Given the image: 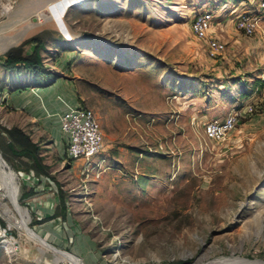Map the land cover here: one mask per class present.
Instances as JSON below:
<instances>
[{
    "label": "rangeland",
    "instance_id": "rangeland-1",
    "mask_svg": "<svg viewBox=\"0 0 264 264\" xmlns=\"http://www.w3.org/2000/svg\"><path fill=\"white\" fill-rule=\"evenodd\" d=\"M258 2L0 0V58L41 40L44 65L72 77L105 132L85 167L83 157L66 159L63 133L33 139L24 130L46 170L13 152L5 131L24 117L0 102V162L18 172L35 232L86 264H264V16L252 34L235 24L237 12ZM205 7L225 45L217 56L191 26ZM10 71H0V91L22 76ZM246 102L256 108L226 139L205 137V120ZM15 217L0 211V226L20 240L0 236V264H51L55 256L75 264L9 227ZM223 256L252 262L216 261Z\"/></svg>",
    "mask_w": 264,
    "mask_h": 264
},
{
    "label": "built area",
    "instance_id": "built-area-1",
    "mask_svg": "<svg viewBox=\"0 0 264 264\" xmlns=\"http://www.w3.org/2000/svg\"><path fill=\"white\" fill-rule=\"evenodd\" d=\"M259 8H243L237 12L235 24L238 29L252 34L261 25L264 16V0L258 2ZM216 19L212 7L198 9L192 16L191 26L194 33L205 39L207 49L212 56H217L225 49L222 39L211 32ZM63 98V97H62ZM64 99V98H63ZM66 107L59 114L61 131L64 134L66 159L75 161L84 158L83 165L88 167L94 162L93 156L104 145L105 133L96 110L81 101L72 103L65 100ZM256 104L246 102L234 105L227 114L205 120L203 131L205 137L220 141L226 139L237 127L241 118L253 112Z\"/></svg>",
    "mask_w": 264,
    "mask_h": 264
},
{
    "label": "crops",
    "instance_id": "crops-1",
    "mask_svg": "<svg viewBox=\"0 0 264 264\" xmlns=\"http://www.w3.org/2000/svg\"><path fill=\"white\" fill-rule=\"evenodd\" d=\"M25 70H20L22 76L19 81L13 79L9 88L4 87L0 91L2 93L0 94V102L2 105H7L12 110L23 114L25 122L19 126L26 130L33 139H39V135L49 133L53 136L52 140H56L55 136L62 133L59 114L66 107L64 99L72 103L81 101L76 83L70 75L53 77L50 82H37L33 72H24ZM0 71H2L3 76H9L12 72L2 63L0 64ZM2 147L7 148V145L3 143ZM74 251L84 255L80 247ZM86 259L89 262L90 259L86 258L85 255Z\"/></svg>",
    "mask_w": 264,
    "mask_h": 264
},
{
    "label": "bare ground",
    "instance_id": "bare-ground-1",
    "mask_svg": "<svg viewBox=\"0 0 264 264\" xmlns=\"http://www.w3.org/2000/svg\"><path fill=\"white\" fill-rule=\"evenodd\" d=\"M18 172L15 170H12L9 166H5L3 162H0V211L5 214H15L18 215V217H15V219H12L9 223V227L17 226L22 232H24L26 235L30 233L33 237L38 238L44 242H46V245L49 243L44 237H42L40 234L34 231L32 227H30V220L31 215L28 212V209L20 202V183L18 180ZM3 197H7L9 199L10 205L7 207L2 206L1 199ZM4 201V200H3ZM5 202V201H4ZM4 208V209H3ZM7 228H3L0 226V236H3V243L7 244H19L20 240L15 236H7ZM51 244L49 243V246ZM54 249L62 252L67 258L71 259L75 264H86L85 261L78 257L77 255L66 252L63 249H59L58 247L51 245ZM50 246V247H51ZM231 259V260H228ZM228 261L227 263L231 261H242L244 263L252 262L248 258H241V259H232L227 256L219 257L216 259L217 262L221 263L222 261ZM64 261L62 257L55 256L54 259L51 260V264H60L59 262ZM63 264H66L64 261ZM71 264V263H70ZM233 264H241V262H235Z\"/></svg>",
    "mask_w": 264,
    "mask_h": 264
},
{
    "label": "trees",
    "instance_id": "trees-1",
    "mask_svg": "<svg viewBox=\"0 0 264 264\" xmlns=\"http://www.w3.org/2000/svg\"><path fill=\"white\" fill-rule=\"evenodd\" d=\"M31 39H34L36 42V45L33 50H31V52L24 53L22 46L17 47V49L15 47H12L7 50L2 58H0L1 63L4 65V67L10 70H22L24 68H27L33 72L35 81L50 82L52 81L53 77L57 76L58 73L52 68L44 65L43 63V57L40 51L41 47L43 46V42L33 37ZM5 134L8 137V143L14 153L19 155H28L32 158L35 165H37L38 167L41 166L47 170L48 166L41 162L37 147H33L35 143L31 138H29V135L24 131L23 128H21L20 126H15L5 131ZM13 134H18L21 137H27L30 145H25L22 147L15 146L12 140ZM33 192V188L30 187L25 193L31 194Z\"/></svg>",
    "mask_w": 264,
    "mask_h": 264
},
{
    "label": "water",
    "instance_id": "water-1",
    "mask_svg": "<svg viewBox=\"0 0 264 264\" xmlns=\"http://www.w3.org/2000/svg\"><path fill=\"white\" fill-rule=\"evenodd\" d=\"M0 155H1V152H0ZM2 162H3V164L6 166H9L10 167V165L8 164V162L2 157ZM12 170H14L12 167H10ZM33 228V227H32Z\"/></svg>",
    "mask_w": 264,
    "mask_h": 264
}]
</instances>
